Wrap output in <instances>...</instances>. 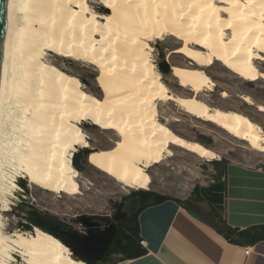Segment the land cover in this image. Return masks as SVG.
<instances>
[{
    "label": "bare ground",
    "instance_id": "1",
    "mask_svg": "<svg viewBox=\"0 0 264 264\" xmlns=\"http://www.w3.org/2000/svg\"><path fill=\"white\" fill-rule=\"evenodd\" d=\"M96 1L99 6L91 8ZM19 19L24 27L19 28ZM165 35L182 42L174 53L197 67L219 62L254 82L255 61L264 60V0H8L0 137L7 107L13 102L23 113L19 132L23 134L15 155L28 182L51 193L77 192L71 157L75 146L87 145L81 121L119 136L113 149L92 151L87 161L129 188H147L145 168L158 163L169 145L200 158L214 157L157 121L155 101L162 99L173 100L185 112L255 148L262 147L259 128L245 117L168 95L149 57V43ZM45 50L94 66L103 98L82 90L76 78L49 67L41 59ZM172 75L179 86L194 93L209 88L202 72L173 67ZM259 109L264 112V107ZM11 186L16 187L14 180ZM13 237L11 243L23 251L27 264H85L73 260L60 241L38 230L30 238Z\"/></svg>",
    "mask_w": 264,
    "mask_h": 264
},
{
    "label": "rangeland",
    "instance_id": "2",
    "mask_svg": "<svg viewBox=\"0 0 264 264\" xmlns=\"http://www.w3.org/2000/svg\"><path fill=\"white\" fill-rule=\"evenodd\" d=\"M97 6H99L97 1L90 4L91 8ZM93 10L98 15H103L101 11ZM17 23L19 28L24 27L21 20ZM149 47L150 62L159 75V80L168 89L169 96L195 99L210 110L243 116L259 128L264 139V112L259 109L260 106L264 107V60L255 61L258 72L256 81L247 82L219 62L210 66L197 67L183 55L174 53L182 47V42L172 36L165 35L154 39L149 43ZM196 49L200 50L198 47ZM41 59L49 67L76 78L85 92L98 99L103 98L102 91L96 82L99 72L94 66L86 62L62 58L51 50H45ZM163 61L171 69L169 75H163L160 72ZM173 67L202 72L210 81L209 88L204 87L201 91L194 93L189 88L179 86L172 75ZM9 104L0 137V204L2 206L0 238L3 239L4 244L0 248V264H27L26 258L22 256L23 251L11 243V240H14L13 236L22 235L30 238L34 236L36 230L51 236L36 227H33L32 232L19 229L18 224H24L23 215L17 210V205L21 202L24 208L33 209L42 216L48 215L52 221L64 225L72 233L86 236L87 229L80 219L96 222L104 227L118 210L128 215L124 199L132 193L151 191L162 197L186 203L196 189L211 185L217 178L213 162L224 159L228 163L264 167V142L261 148H255L217 125L185 112L173 100L162 99L155 101L157 121L177 137L199 144L211 151L214 157L200 158L184 148L169 145L167 147L169 152L165 153L158 163L145 168V173L149 177L147 188H129L91 166L87 158L84 160L80 154L84 151L91 153L111 150L120 142L119 136L113 131L99 129L90 121H81L79 127L87 145L86 147L75 146L71 157V166L77 172L75 179L77 192L75 194L51 193L28 182V179L19 171V161L15 153L20 143V135L23 134V132L19 134L21 129L23 130V128L20 129L23 113L17 109L16 105H13V102ZM76 154L78 155L74 158ZM75 165L80 170H77ZM19 179L27 183L28 190L25 192L17 184ZM13 180L16 187L11 186ZM49 226L56 229L54 226ZM68 251L73 260L80 261L72 256L69 249ZM110 258L111 261H118L120 256L113 255Z\"/></svg>",
    "mask_w": 264,
    "mask_h": 264
},
{
    "label": "crops",
    "instance_id": "3",
    "mask_svg": "<svg viewBox=\"0 0 264 264\" xmlns=\"http://www.w3.org/2000/svg\"><path fill=\"white\" fill-rule=\"evenodd\" d=\"M224 180L227 225L241 230L264 225V169L229 163ZM187 205L167 200L142 210L138 223L146 254L117 264H264V240L231 244Z\"/></svg>",
    "mask_w": 264,
    "mask_h": 264
},
{
    "label": "trees",
    "instance_id": "4",
    "mask_svg": "<svg viewBox=\"0 0 264 264\" xmlns=\"http://www.w3.org/2000/svg\"><path fill=\"white\" fill-rule=\"evenodd\" d=\"M160 72L163 75H169L171 72L170 67L167 63H165V61L162 62ZM80 154L83 156V159L86 160L90 152L84 151L80 152ZM77 155L78 154H76L74 158H76ZM228 164L229 163L224 159L213 162L212 165L216 168L215 172L218 175L217 178L211 185L198 190L196 189V191L192 193L190 197V200L195 202H201L203 200L207 201L211 207V212L204 215L201 213L199 207L190 204L187 206L194 210L205 224L217 231L229 243L244 247L252 246L264 240V225L250 227L243 230L231 228L227 225L223 216V205L225 198L224 172ZM261 167L264 169L263 166ZM75 168L80 170L76 165ZM17 184L23 189L24 192L28 190L26 181L19 179ZM167 200L173 199L162 197L151 191H139L132 193L131 196L125 198L124 201L128 211L127 218L117 223L116 234L110 249L96 264H117L119 262L133 260L145 255L146 250L141 245L142 239L140 237L138 215L145 208L158 205ZM22 208H24V206L21 202L19 205H17V210H19L23 215L24 224L18 225L19 229L23 230L24 232H32L33 227H36L46 233L51 234L53 227H50L49 225L54 226L56 230L71 232L64 225L52 221L51 217L48 215L42 216L33 209L31 210L24 208L22 210ZM81 220L83 219H80V221ZM113 255L120 256V259L118 261H111L110 257Z\"/></svg>",
    "mask_w": 264,
    "mask_h": 264
},
{
    "label": "water",
    "instance_id": "5",
    "mask_svg": "<svg viewBox=\"0 0 264 264\" xmlns=\"http://www.w3.org/2000/svg\"><path fill=\"white\" fill-rule=\"evenodd\" d=\"M8 14V0H0V78L2 70L3 51L5 45L6 26ZM188 203L200 208L203 214L211 212V207L208 202L203 200L195 202L189 200ZM187 203H182L186 206ZM127 218L126 213H120L119 210L114 217L108 222L103 229L96 222H90L83 219V223L88 229L86 236L52 229L51 236L60 241L67 249L70 250L73 257L79 259L85 264H96L110 249L117 230V223Z\"/></svg>",
    "mask_w": 264,
    "mask_h": 264
},
{
    "label": "flooded vegetation",
    "instance_id": "6",
    "mask_svg": "<svg viewBox=\"0 0 264 264\" xmlns=\"http://www.w3.org/2000/svg\"><path fill=\"white\" fill-rule=\"evenodd\" d=\"M90 222H92V221H90ZM81 223L86 227V225L83 223V221H81ZM100 227H101V229H103L104 227H102L101 225H100ZM86 229H87V227H86ZM87 233H88V229H87ZM87 235V234H86ZM81 237H83V236H81Z\"/></svg>",
    "mask_w": 264,
    "mask_h": 264
},
{
    "label": "built area",
    "instance_id": "7",
    "mask_svg": "<svg viewBox=\"0 0 264 264\" xmlns=\"http://www.w3.org/2000/svg\"><path fill=\"white\" fill-rule=\"evenodd\" d=\"M141 245H142V247H144V246H145V244H144V242H143V241L141 242ZM247 253H248V252H247Z\"/></svg>",
    "mask_w": 264,
    "mask_h": 264
}]
</instances>
